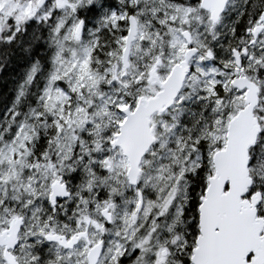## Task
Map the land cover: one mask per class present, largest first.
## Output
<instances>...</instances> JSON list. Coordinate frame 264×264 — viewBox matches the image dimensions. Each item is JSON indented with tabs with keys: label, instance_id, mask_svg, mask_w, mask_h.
<instances>
[{
	"label": "snow or ice",
	"instance_id": "6c2138e0",
	"mask_svg": "<svg viewBox=\"0 0 264 264\" xmlns=\"http://www.w3.org/2000/svg\"><path fill=\"white\" fill-rule=\"evenodd\" d=\"M0 264H264V0H0Z\"/></svg>",
	"mask_w": 264,
	"mask_h": 264
},
{
	"label": "trees",
	"instance_id": "16d2710c",
	"mask_svg": "<svg viewBox=\"0 0 264 264\" xmlns=\"http://www.w3.org/2000/svg\"><path fill=\"white\" fill-rule=\"evenodd\" d=\"M21 71L22 67L14 63L6 71L0 72V114L3 113L5 103H10L14 96L15 81Z\"/></svg>",
	"mask_w": 264,
	"mask_h": 264
}]
</instances>
